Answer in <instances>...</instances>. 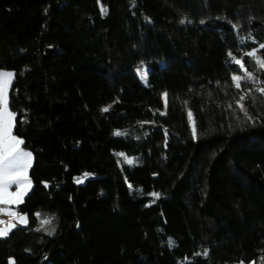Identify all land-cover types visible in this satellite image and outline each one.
Wrapping results in <instances>:
<instances>
[{
	"label": "trees",
	"instance_id": "trees-1",
	"mask_svg": "<svg viewBox=\"0 0 264 264\" xmlns=\"http://www.w3.org/2000/svg\"><path fill=\"white\" fill-rule=\"evenodd\" d=\"M261 45L264 0H0L32 154L0 264H264Z\"/></svg>",
	"mask_w": 264,
	"mask_h": 264
},
{
	"label": "snow or ice",
	"instance_id": "snow-or-ice-1",
	"mask_svg": "<svg viewBox=\"0 0 264 264\" xmlns=\"http://www.w3.org/2000/svg\"><path fill=\"white\" fill-rule=\"evenodd\" d=\"M103 11V9H102ZM264 48V45H261ZM231 55V53L229 54ZM254 55V53H250ZM238 64L240 61H236ZM264 67V61H258ZM13 73L0 72V104L3 105L0 109V203L3 204H18L22 202V198L30 187V180L27 176V169L30 167L32 154L21 149L23 141L13 135L12 129L15 125V114L8 110L7 87L10 85ZM234 80H239L240 77H233ZM239 87V84H237ZM264 92V89H261ZM244 99V97H241ZM242 107V106H241ZM108 109L105 108L104 111ZM191 116V113H189ZM116 135L121 133L117 131ZM195 134V128H193ZM131 163L132 161H128ZM88 174L86 173L85 176ZM79 182V181H78ZM17 186L16 192H9L11 185ZM153 196L159 197V193H152ZM6 211L9 215H15L7 209H0ZM21 222H26V217H20ZM14 227L9 225L8 228L0 229V236L7 235L8 231ZM174 242L169 241L170 246Z\"/></svg>",
	"mask_w": 264,
	"mask_h": 264
},
{
	"label": "rangeland",
	"instance_id": "rangeland-1",
	"mask_svg": "<svg viewBox=\"0 0 264 264\" xmlns=\"http://www.w3.org/2000/svg\"><path fill=\"white\" fill-rule=\"evenodd\" d=\"M140 69L142 70V73H141V70L138 68L137 69V71H138V73H139V76L141 77V79H145V75H146V69H147V67H148V65L146 64V63H143V64H141L140 66ZM0 72H10V73H13L14 74V71L12 70V69H0ZM14 76V75H13ZM12 80H13V77L11 78V81H10V85L7 87V98H8V110L11 112V113H14L13 112V110H11V108H10V106H9V89H10V86H11V83H12ZM2 107H3V105L2 104H0V109H2ZM12 132H13V129H12ZM14 135V134H13ZM15 136V135H14ZM18 138V137H17ZM20 139V138H19ZM21 149L22 150H24V151H27V152H30L31 153V151L28 149V148H26V147H24V146H22L21 145ZM127 161H131V158H127ZM31 163H32V157H31ZM31 163H30V166H31ZM30 168V167H29ZM29 168L27 169V176H28V178H29V180H30V187H28L27 188V190H26V193H25V195L23 196V198H22V201H23V199L25 198V196L30 192V190H31V188H32V182H31V179H30V177H29ZM9 192H16L17 191V186L16 185H11L10 187H9ZM8 205H15V204H8ZM25 215V214H24ZM24 217H26V215L24 216ZM27 224V218H26V222H24V223H20V225H18V226H24V225H26ZM242 264H244V263H242Z\"/></svg>",
	"mask_w": 264,
	"mask_h": 264
},
{
	"label": "crops",
	"instance_id": "crops-1",
	"mask_svg": "<svg viewBox=\"0 0 264 264\" xmlns=\"http://www.w3.org/2000/svg\"><path fill=\"white\" fill-rule=\"evenodd\" d=\"M21 203V202H20ZM18 203V204H20ZM18 204H15V205H8V204H3V203H0V209H7L11 212H14L15 215H9L6 211H0V229H5V228H8V226L11 224V225H14V227L20 225V223H24V222H21V219L20 217H24L25 215L23 213H20L19 211H17L16 209V206ZM12 227V228H14ZM11 228V229H12ZM10 229V230H11ZM9 230V231H10ZM8 231V232H9ZM8 234V233H7ZM5 235L3 236H0V237H4Z\"/></svg>",
	"mask_w": 264,
	"mask_h": 264
}]
</instances>
